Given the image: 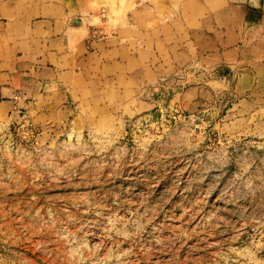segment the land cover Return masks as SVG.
Here are the masks:
<instances>
[{
    "label": "rangeland",
    "instance_id": "374dc122",
    "mask_svg": "<svg viewBox=\"0 0 264 264\" xmlns=\"http://www.w3.org/2000/svg\"><path fill=\"white\" fill-rule=\"evenodd\" d=\"M92 4L102 37L154 13L160 44L132 33V72L77 105L0 99V264H264L257 28L219 48L205 0Z\"/></svg>",
    "mask_w": 264,
    "mask_h": 264
},
{
    "label": "crops",
    "instance_id": "0c3cea01",
    "mask_svg": "<svg viewBox=\"0 0 264 264\" xmlns=\"http://www.w3.org/2000/svg\"><path fill=\"white\" fill-rule=\"evenodd\" d=\"M17 1L0 5V99L12 101L14 106L13 98L21 96L27 99L20 101L21 108H35L38 96L54 97L55 105L63 101V105L74 106L79 104L83 94L97 95L103 84L101 80L114 82L122 72H132V55H136V51L141 54L143 45L140 47V41L131 34L136 31L150 33L149 25L160 19L154 13L153 19L144 20L145 24L131 23L125 18L123 25L102 37L100 34L104 30L95 27L93 21L96 14L86 9L98 0ZM236 1L205 0L213 8L210 14L215 15V19L213 16L208 19L210 24L206 29L216 32V37L210 34L204 36V40L216 43L219 48L229 45L237 48L235 44L241 42L243 28H257V41L254 32L251 44L252 72L247 71L245 75L251 78L252 87L257 85L255 92H259L253 90V93L263 96L264 0ZM148 11H135L132 15L127 12L125 17L151 15ZM151 27L153 35L163 33L159 24ZM156 37L158 45L161 35ZM143 63L145 66H140L141 63L139 66L147 70V64ZM159 67L160 62L154 68L159 70Z\"/></svg>",
    "mask_w": 264,
    "mask_h": 264
},
{
    "label": "water",
    "instance_id": "95a60500",
    "mask_svg": "<svg viewBox=\"0 0 264 264\" xmlns=\"http://www.w3.org/2000/svg\"><path fill=\"white\" fill-rule=\"evenodd\" d=\"M225 75V74H224ZM229 75V72L227 71V74L225 76H228Z\"/></svg>",
    "mask_w": 264,
    "mask_h": 264
},
{
    "label": "clouds",
    "instance_id": "9594fccd",
    "mask_svg": "<svg viewBox=\"0 0 264 264\" xmlns=\"http://www.w3.org/2000/svg\"><path fill=\"white\" fill-rule=\"evenodd\" d=\"M256 2V0H254V3Z\"/></svg>",
    "mask_w": 264,
    "mask_h": 264
}]
</instances>
